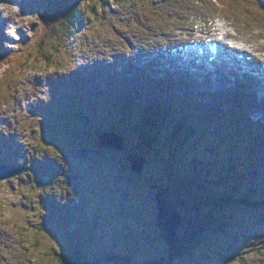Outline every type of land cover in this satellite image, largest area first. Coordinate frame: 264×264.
Here are the masks:
<instances>
[{"label":"rangeland","instance_id":"obj_1","mask_svg":"<svg viewBox=\"0 0 264 264\" xmlns=\"http://www.w3.org/2000/svg\"><path fill=\"white\" fill-rule=\"evenodd\" d=\"M5 1L8 8L18 6L22 17L39 11L41 7L45 11L41 17L44 30L36 33V43L29 47L33 37L25 34L20 41L14 42L25 49L16 53L19 60L14 62L15 67L4 68L0 65L1 91L11 93L5 99L1 92L0 101L7 103L11 100L13 108L10 111L20 113L19 117H6L3 113L0 125L12 128L14 136L7 140L9 155L0 153V163L13 164L20 160L22 163L18 165L24 168L17 178L0 180V191L6 186L9 191L21 196L19 208L30 218L24 219L26 226L20 228V233L28 234L30 249L39 251L41 264H63L61 257L64 253L77 251L82 264H144L156 258L166 260L169 257L168 245L162 238L163 231L156 225L155 201L156 193L166 188L170 193L169 201L184 203L186 218L195 220L190 225H194L196 231L202 228L199 234L193 232L196 240L187 249L182 244V252L176 254L170 264H264V206L256 209L251 204L246 207L234 201H264L261 197L264 189V146L258 145L257 139L250 138L249 132L234 121L240 116L242 105H239L242 108H238L233 102L229 105L223 98H218L215 103L223 102L216 111L205 106L208 109H201L205 95L199 93L198 87L191 93V82L185 93L187 99L179 103L192 104L191 109L186 107V112L181 111L176 117L171 109L166 114L155 112L157 115L154 118L158 127L168 117L179 121L187 116L190 123L196 121V125H207L204 134H197L201 144L193 143L195 138L177 141L174 136L170 140L171 131L162 129L155 145H151L148 131L144 132L148 125H142L138 116L139 107L142 109L143 104L136 100L135 95L130 94L129 109L122 104V101L127 102L126 99L116 101L123 97L103 94L115 106L128 108L123 109L126 114L121 116L124 122L119 117H113V110L107 116L100 107V101H95V106L90 107L92 98L100 96L98 87L93 85L97 74L104 73L105 84L128 82L132 74L144 71L142 65L146 63L136 64L132 58L152 55L149 50L155 45L154 49L164 50L167 46L164 35L171 34L170 41L177 42L189 34L195 36L199 31L216 34L215 25L220 20L235 29L229 28L230 31L238 32L236 38L244 40L249 47H253L250 48L252 51L264 56V21L257 19L259 14L255 13V9L258 4L252 2L255 0H129L128 3L122 2V6L108 2L106 8L93 5L92 0ZM220 1L224 6H233V9L226 13L225 7L219 5ZM73 3L84 14L82 25L77 24L69 34L65 27L68 25L65 12ZM88 7H92L95 15L88 13ZM222 9L226 15L221 12ZM3 18L0 20V30L5 27L4 22L10 19ZM126 23H130L129 26ZM28 28L36 32L38 26L30 24ZM0 38L5 39L2 34ZM57 44L61 48L58 47L59 52L56 53L52 46ZM41 48L53 53V61L48 64L37 61ZM82 48L89 51L109 48L111 62L105 59L107 54L103 52H97L95 57H86L79 52ZM160 56L167 58L165 53ZM28 57L29 62L23 69L19 68L20 60ZM64 58L71 63L79 59L85 62L77 65L76 71L57 70L43 77H26L35 89L34 98L29 100L26 96L24 101L17 99L15 88L21 83L16 79L17 75L22 76L25 69L40 65L59 69L64 66ZM153 60L165 65L159 57ZM15 68L19 69L18 73ZM155 69L147 67L148 72L143 77L146 76L148 82L154 81L152 74L163 75V68L162 71ZM161 75L157 77L164 78ZM226 75L231 84L232 77ZM201 78L197 77L196 85H200ZM221 80H225L224 76ZM38 83L40 87H37ZM208 84L214 87L215 82L208 80ZM44 85L47 87L46 93L43 91ZM150 89L154 95L156 89L169 98L168 91L159 87ZM36 92L40 95H36ZM144 96L149 103L152 96ZM156 103L153 101L152 105ZM68 109L69 118L65 119ZM188 110H194L191 116ZM74 113L75 119L69 116ZM244 117L254 127L259 124L252 122L247 112ZM105 118H108L106 124L103 122ZM258 119V115H255V120ZM112 123H125L120 127L121 132H113L124 138L125 147L120 152L98 146L100 134L106 128H111ZM78 124L81 127L76 129ZM254 127L250 130L253 134L256 133ZM183 128L181 124V130ZM16 137L23 142H17ZM130 153L145 159L142 173L137 176L129 169L126 160V155ZM79 177L82 180H78ZM89 179L91 182L88 184ZM43 181L48 184L44 190ZM23 189H27V194ZM79 196L83 200H79ZM83 196L88 200L85 201ZM223 198L228 200L221 204ZM43 202L46 205L41 209ZM10 207L15 208L16 205ZM80 207L87 208L91 218L97 222L98 230L91 234V238L85 233L69 242L67 238L72 239L76 235L72 227L76 220L70 221L71 217L65 211L74 213L76 209L81 210ZM102 213L111 215L110 220H105ZM63 216L67 221L61 225L58 219ZM202 220L203 226L200 224ZM182 229L183 225L178 229L181 237ZM193 234L185 235L184 241L186 238L189 242ZM43 252L50 255H43ZM115 256V263L105 260ZM223 256L233 259L225 263ZM29 264L32 262L29 261Z\"/></svg>","mask_w":264,"mask_h":264},{"label":"clouds","instance_id":"obj_2","mask_svg":"<svg viewBox=\"0 0 264 264\" xmlns=\"http://www.w3.org/2000/svg\"><path fill=\"white\" fill-rule=\"evenodd\" d=\"M42 14L43 10L41 9L22 17L21 9L18 6L8 8L5 0H0V20H2L3 17L10 18L4 22L5 27L0 30V34L5 37V39L0 41V49L4 50L0 52V64H2L4 68L15 67L14 62L19 60V55L16 53L25 50L21 47V44L14 43L15 41H20L26 34L27 37H33L29 42V47L36 43V33H42L44 30V26L41 23ZM13 21H15V23H13ZM30 24L38 26L36 32L28 28ZM133 27H135V25H133ZM21 29L23 31H21ZM79 52L83 53L86 57H95L97 52H103L107 54L105 58L111 62L109 48H98L96 51H89L88 48H82L79 49ZM84 62L83 59H79L75 63H71L68 58H64V66L59 69L44 68L43 65L25 69L22 76L17 75L16 77L18 81H21L15 88L17 99L24 101L26 96L29 100L34 98L33 93L35 89L26 77H43L47 73L57 70L60 72L76 71L78 69L77 65ZM40 86L41 85L38 83L37 87ZM43 91L45 93L47 92L46 85L43 86ZM10 94L11 93L8 91L2 93L5 99H7V96ZM36 95H40V93L36 92ZM41 98L44 99L45 97L41 96ZM11 108H13V102L11 100H8L7 103L0 101V112H3L6 117H19V111H10ZM16 130L18 131L19 129L17 128ZM13 136L14 130L12 128L0 125V141L8 140ZM16 140L20 143L23 142L19 140V137H16ZM17 163H22V161L18 160ZM22 191L27 194V189H23ZM20 202L21 196L17 194V192L9 191L6 186L0 191V209H2V212H0V264H29V261H31L32 264H41L39 251L33 252L30 249L31 240L28 238V234L20 233V228L26 226L23 223L24 219L30 218L28 213L20 210ZM10 205H16V207L13 208L10 207ZM26 240L27 242H24ZM23 249H29V251L25 252Z\"/></svg>","mask_w":264,"mask_h":264},{"label":"trees","instance_id":"obj_3","mask_svg":"<svg viewBox=\"0 0 264 264\" xmlns=\"http://www.w3.org/2000/svg\"><path fill=\"white\" fill-rule=\"evenodd\" d=\"M92 2H93L92 3L93 5L101 6V8H106L108 2H115V3H117V4H119V5L122 6V2H127L128 3L129 0H92ZM252 2L258 4L257 8L255 9V13L256 14H259L257 16V19H260V20L264 21V0H255V1H252ZM259 3H261V5ZM219 5H222L221 1H220V4ZM230 6L231 5H228L226 7V9L227 10H230V8L233 9V6H231V7ZM88 9H89L88 10V13H92L93 15H95V12L93 11L92 7H88ZM83 12L84 11H82V10H80L78 8V6H77L76 3H73L70 6V8L65 12L66 23L68 25H65V24L64 25L67 28V30H68L67 32H69V34H70V31H72V29H75V27H76L77 24H78V26L80 24L82 25L81 22L83 21V14H84ZM43 13H45L44 10H43ZM42 16H44V14H42ZM129 24L130 23H126L127 26H129ZM132 34H134L133 31H132ZM58 47H59V44L52 46L53 50L56 53L59 52ZM59 48H61V47H59ZM0 52H2V51L0 50ZM38 53L40 54V58H38L39 60H37V61H42L43 63H47V64L49 62L53 61V53L52 52H48L47 50H44L43 48H41L38 51ZM28 60H29V57H28V59L27 58H23V60H20V62H19L20 64L18 65L19 68L21 67V69H23L24 65H26L27 62H29ZM0 65H2V64H0ZM48 66L49 65H46V66H44V68L45 67H48ZM15 69L17 70L15 72L18 73V70L19 69H17V68H15ZM82 87H84V86H82ZM128 88L129 89H133L134 91H131L130 93H128L130 90L129 91H126V90H124V88H121L119 91H114V92L117 95L123 97V98H118V100H120V101H122L121 99H126L127 100V102L122 101V102H124L122 104H126L129 109H131L130 108L131 107V103H129L130 102V94H133V95L138 96V100L141 99V102H142L143 106H142V109L139 107L138 116H139V119H141V124L142 125H145V126L148 125V127H145L147 129L144 132L146 133V131H148V136H151V145H155L157 143V141H158V139L160 137V134L162 132V129L168 130V132L171 131L169 133V139L170 140H172L174 138V136H175L174 139H177V141L178 140L190 141V140H192L191 138H195V141H192V142L193 143L199 142V144H201L202 141H201V139L198 138L197 134L198 133H200L201 135L204 134L205 130L208 129L207 128V125H203V124L202 125H196L195 124L196 121L193 122V123H190L189 122V119H188V116H187L186 118L183 117V118L179 119V121H178V119L172 120V119H170V117H168V120L167 121H164L163 118L162 119H158V120H163L162 122H160L161 124L158 127L156 125V123H155V118H154L157 115L158 112H162V113L166 114V111L169 110V109H171V111H172V113L174 114L175 117L177 115H180V112L181 111L180 110H177V106L175 105L174 101L171 100V99H169L166 95L160 94L161 93L160 90H158L159 91L158 96H155L153 94V91L151 89L149 90V88H140V87H138V89H137V85H132V86H129ZM144 94L145 95L152 96L151 101H149V103H148V101L146 99L147 97L146 96L143 97ZM154 99L158 103V104L156 103L157 106L155 104L152 105V102L154 101ZM106 102H107V104H106ZM109 103H110V101H103L104 111L107 114V116L113 110V113H112L113 114V117L114 118L119 117L120 118V121L124 122V120H123V118L121 116L122 115L123 116H126V114L123 112L124 111L123 109H128V108L126 107V108L121 109V108H119V107H117L115 105L113 107L111 105V103H110V105H109ZM153 106H155V107H153ZM181 107H182V110L184 112H186L185 111L186 107L184 105H181ZM240 108H242V107H240ZM135 109H136V106H135ZM69 111H70L69 109L66 110V115H67V113ZM155 112H157V113H155ZM187 113L190 114L189 112H187ZM244 113H246V107H243L241 109V111L239 113L240 116L238 117V119L235 118V120H234L238 124H241V123L244 124V127H242V125H241V128L242 129H244V128H246L248 126V120L244 117ZM69 116H72V118L75 119L76 113L71 114ZM130 120H131V118H130ZM72 121L74 122V120H72ZM127 121H129V119H127ZM127 121H126V123H127ZM103 122H105V124H106L108 122V118H105L103 120ZM181 124L183 126L185 125L184 128H183V130H181ZM122 125H125V123H123ZM122 125L121 124L112 123V127L111 128H108V129L106 128V130H110L112 132H121L122 129L120 127ZM166 127H168V128H166ZM145 128H143V129H145ZM256 129H258V130H264L263 127H258V126H256ZM176 133H177V135H176ZM249 134H250V138H252V139H262V138H264L263 135L253 134L251 132H249ZM207 136L208 135H206L204 137H207ZM213 142L214 143L216 142L215 139H214ZM149 143H150V140H149ZM179 144H181L182 146L185 145V144H182V142H179ZM180 148H181V146H180ZM208 150L210 151L212 149H208ZM177 151H179V150L177 149ZM252 195H255V194H252ZM261 197L264 198V189L262 190ZM227 200H228L227 198H223V199L220 200V203L222 204V203H224ZM234 201L237 202V203H239L240 205H244L246 207L251 204V206H255L256 209L258 207L261 208V207L264 206V201L263 202H260L259 200H254L252 202H250V201L249 202H246L247 201L246 199H243V200H235L234 199ZM36 244H38V241H36ZM44 254L46 256L47 255H50L48 252H45V253L43 252V255ZM61 258H62L61 260H62V263L63 264H82L81 257L78 254H75V253H71V254L64 253ZM232 259H233V257H231V256L230 257H227V256H223L222 257V260H224L225 263L231 261ZM105 260L106 261H109V262H114L115 263V262H117L116 261L117 260V257L116 258L110 257V258H107Z\"/></svg>","mask_w":264,"mask_h":264},{"label":"water","instance_id":"obj_4","mask_svg":"<svg viewBox=\"0 0 264 264\" xmlns=\"http://www.w3.org/2000/svg\"><path fill=\"white\" fill-rule=\"evenodd\" d=\"M124 138L121 135L105 132L99 137L98 146L101 148L111 149L113 151L120 152L123 150ZM126 160L129 165V169L134 174H141L145 159L135 156L130 153L126 155ZM21 170H16L13 167L7 165H0V180L12 178L19 175ZM44 189L45 186L43 185ZM169 189H163L156 193V210H157V227L163 231L162 238L168 245L169 257L167 261H149L146 264H170L176 254H180L183 249L184 239L180 236L178 229L184 225L186 221V213H184L185 205L181 201H169ZM44 209V208H42ZM186 210V209H185ZM191 222V221H190ZM190 241V240H189ZM186 247V245H184Z\"/></svg>","mask_w":264,"mask_h":264},{"label":"bare ground","instance_id":"obj_5","mask_svg":"<svg viewBox=\"0 0 264 264\" xmlns=\"http://www.w3.org/2000/svg\"><path fill=\"white\" fill-rule=\"evenodd\" d=\"M154 1V0H153ZM35 3V2H34ZM223 6H224V3L222 4ZM225 7V12L227 13V9H226V7L227 6H224ZM231 7V6H230ZM42 8V7H41ZM41 8L39 9V10H41ZM229 9V8H228ZM231 9V8H230ZM221 12L224 14V15H226V13L224 12V10L222 9L221 10ZM130 13V12H129ZM132 19V18H131ZM215 19V18H214ZM1 22V21H0ZM188 24V23H187ZM216 28H217V35H219V36H221L222 34L226 37V38H232V39H234L235 41H233V42H240V48L242 49V52L243 53H248L249 55H252V54H250L249 52H252V50L250 49V48H253L252 46H248V43L247 42H245L244 40H242V39H238V38H236V36H237V34H238V32H231L230 30H229V28L230 27H232V26H229L228 25V23L226 22V23H224V22H222V21H220L219 20V22L217 21L216 22ZM233 28V27H232ZM234 29V28H233ZM235 30V29H234ZM219 33V34H218ZM215 34V35H216ZM150 35V34H149ZM243 36V35H242ZM245 36V35H244ZM211 38V35L209 34V33H206V35L203 37V38H201V40L203 41V42H208L209 41V39ZM1 39V38H0ZM152 39V38H151ZM247 40V39H246ZM214 41H216V40H214ZM218 41H220V39L218 38ZM203 47V46H202ZM222 48L224 49V50H226L229 54H231V53H233V50L232 49H227L226 47H225V45H222ZM206 56V59L205 60H207V57L210 55L209 53H207V54H205ZM264 55V54H263ZM190 56H193L191 53H190ZM253 56V55H252ZM155 56H153V58H154ZM254 57V56H253ZM257 57H258V59L259 60H261V59H264V56H262L261 55V53H257ZM256 58V57H255ZM106 59V58H105ZM160 59H161V61H164V63H165V65H167V63L166 62H168L167 61V58L165 59V58H163L162 56H160ZM101 63V62H100ZM127 64V63H126ZM173 66H177V65H175V64H173V63H171ZM170 64V65H171ZM243 66H246V67H248V64L247 63H244L243 65H241V68H243ZM165 67V66H164ZM166 68V67H165ZM231 71H232V68L231 67H228L227 68V70H226V73L228 74V75H230L231 77H232V79H234L233 78V76L231 75ZM233 73H235V74H239L240 76L242 75V73H239L238 71L237 72H233ZM243 73L245 74V76L250 80V82H252V80H253V85H254V87L256 86V78H255V76H254V74H250L247 70H244L243 71ZM159 74H162V73H159ZM107 75V74H106ZM204 75V70H203V68L202 69H200L199 70V73H198V77H202ZM113 79V78H112ZM210 81H212V82H215V80L214 79H209ZM264 86V80H261L260 81V87L259 88H256V89H254L255 91H258L259 93H261L262 92V87ZM71 88V87H70ZM195 88V87H194ZM67 90V89H66ZM156 90V89H155ZM158 91V90H157ZM155 92V96H158V94H159V91L158 92ZM160 94H162V93H160ZM142 96V95H141ZM161 98V97H160ZM114 99V98H113ZM264 100V99H263ZM117 101H118V99H117ZM119 102H121L120 100H119ZM118 103V102H117ZM62 109V108H61ZM255 111H256V109H255ZM125 147V146H124ZM153 262V261H152Z\"/></svg>","mask_w":264,"mask_h":264},{"label":"flooded vegetation","instance_id":"obj_6","mask_svg":"<svg viewBox=\"0 0 264 264\" xmlns=\"http://www.w3.org/2000/svg\"><path fill=\"white\" fill-rule=\"evenodd\" d=\"M136 176L137 175H139V174H135ZM110 217H111V215L109 216V220H110ZM187 221H188V217H187ZM185 222V224L183 225V228L184 229H182V234H183V236L185 237V235L187 236V235H189V234H193V232H196V233H194V234H199V233H201V231H200V229H202V228H200L199 227V229H198V231H196V229L194 228V225H190L191 223H193L195 220H191V222L189 221V223L188 222ZM201 225L203 224V220L201 221V223H200ZM203 226V225H202ZM194 229V230H193ZM191 231V232H190ZM88 233H90L89 232V230H88ZM194 234L191 236V238H189L190 240H192L190 243H192V242H194L196 239H195V236H194ZM187 239L185 238V243H188V241H186ZM189 245V244H188ZM188 248V247H187ZM186 248V249H187ZM72 250L73 251H75V249L74 248H72ZM75 254H78V251L77 252H74Z\"/></svg>","mask_w":264,"mask_h":264}]
</instances>
